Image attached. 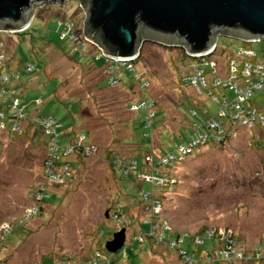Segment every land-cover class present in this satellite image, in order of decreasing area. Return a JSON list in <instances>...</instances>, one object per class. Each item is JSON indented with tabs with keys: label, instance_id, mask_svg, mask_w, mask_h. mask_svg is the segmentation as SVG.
<instances>
[{
	"label": "rangeland",
	"instance_id": "374dc122",
	"mask_svg": "<svg viewBox=\"0 0 264 264\" xmlns=\"http://www.w3.org/2000/svg\"><path fill=\"white\" fill-rule=\"evenodd\" d=\"M84 18L80 0H58L34 6L30 29V24L12 32L0 29V80L4 72L20 75L11 86L3 80L0 86L19 90L28 117L51 116L62 122L59 146L82 132L86 134L83 147L97 146L95 155L82 161L69 157L72 168L67 178L54 185L44 165L46 142L34 131V124L24 121L21 132L11 133L10 120L0 117V264H89L98 258L103 264H183L161 239L156 244L149 239L144 244L134 242L150 224L156 236L162 225L172 234L183 235L178 248L187 254L191 262L187 264H203L198 251L215 247L217 239L204 238L205 231H217L220 237L230 232L247 250L258 245L264 237V150L253 146L252 134L256 132L255 140L264 139V127L239 129L230 146L195 149L187 162L156 165L171 182L153 186L143 179L150 173L143 169L144 154L153 150L156 157L166 156L191 135L201 116L208 119L217 111L212 99L197 96L193 88L179 83V77L208 57L195 59L182 47L163 46L140 35L145 41L135 66L148 80L145 93L139 87L138 91L128 72L121 73L118 86L108 88L106 80L101 81L106 76L104 59H91L96 51L89 44L79 58L78 45L62 37L59 20L69 22L73 33L81 36ZM27 28L24 35L16 34ZM216 37L209 56L218 63L221 78L231 54L243 47L264 48V44L245 46L226 32ZM27 64L41 70L26 73ZM97 83L107 89L97 88ZM141 100L154 104L150 129L143 127V110L128 111V103ZM107 153L126 160L134 157L136 174L122 179L117 166L109 167ZM157 161L153 158V163ZM40 187L49 194L40 205L42 212L33 215L37 203L32 198ZM118 207L122 215L114 221ZM29 214L33 216L25 219ZM121 229H125V257L117 255L119 250L109 254L105 247ZM155 235L152 239H157ZM197 238L200 244L195 243Z\"/></svg>",
	"mask_w": 264,
	"mask_h": 264
},
{
	"label": "built area",
	"instance_id": "2783aa9c",
	"mask_svg": "<svg viewBox=\"0 0 264 264\" xmlns=\"http://www.w3.org/2000/svg\"><path fill=\"white\" fill-rule=\"evenodd\" d=\"M62 22V21H61ZM63 26L64 32L62 37L68 36L70 41L74 45H78L79 56L82 55V49L86 44H89L96 51L94 56L97 60L104 59L105 68L109 75L110 86L114 87L118 83V76L115 75V72L121 68L126 71L133 73L136 79L139 78L135 66L132 64L134 61H118L113 58H110L103 54L102 50L99 49L92 42L88 41L83 32L80 35L73 33L72 26L69 22L63 21L60 23ZM217 39V38H216ZM242 43H246L248 46L254 44H248L247 39H238ZM217 40L215 41L214 46L209 50V52L204 55H197L194 58L201 59L206 56L208 61L201 60L199 65L194 71L188 74H183L181 76V81L184 87L193 88L197 96H202L207 99H212V102L217 106V112L210 118H202L201 122L196 128L193 129V132L187 139L182 141L174 151L167 154L166 156L160 157L156 163L157 166H167L168 164L182 163L188 155L200 147L207 146L209 144H218L225 142L227 139H234L238 136V130L245 128L248 131L255 130L257 128L264 127V48L260 51H256L250 48H240L237 53L231 54L227 62V67L225 69V78H221L219 75V65L217 62L210 59L211 51L216 47ZM260 45V44H258ZM183 48V47H182ZM185 50V49H184ZM186 52V50H185ZM195 66V65H194ZM193 66V67H194ZM205 67L209 69L206 72ZM37 70L33 64H27L25 72H33ZM4 79L0 80V83L3 81H10V84L14 80H18V75L12 74H2L1 76ZM148 83H142L139 87L141 91L147 88ZM15 89H5L1 87L0 89V98L5 96H10V109L12 111V116L17 122L12 124L11 130L14 132H21L20 119L22 118L21 111L22 107L18 98H16ZM229 92V93H228ZM231 93V96L229 94ZM254 93H258L259 96L255 97ZM4 101V100H2ZM263 104V105H262ZM139 109H145L147 111L146 116V126L152 124V118L154 115V104L148 101H143L139 106L133 105L130 108V111H137ZM205 114V111L203 110ZM192 115H196V111H192ZM0 117L3 118V113L0 111ZM34 122H39V125L43 129L44 133L49 137L50 148L47 151V162L45 164V170L48 180L54 184H62L68 176V170L70 165L68 163L61 165L60 168H52V158H59L57 152L59 151V134L58 130L61 128V124L53 120L51 117H44L42 119L33 118ZM84 134H79L77 143L71 144L66 148H62V157L65 159L69 155H72L75 152L82 154L85 157L93 156L97 152L95 146L90 145L89 147H83L82 143L84 141ZM115 166L118 167L119 172L122 174V177L129 176L137 168L135 160L127 161L124 159H116ZM146 165H151L152 159L150 157L146 158ZM66 162V161H63ZM155 165V166H156ZM151 171L150 173L143 176V179L150 181L153 186L161 187L166 186L167 183L170 184L171 180L167 177V173H162L158 167ZM33 199L36 203H42L46 194L44 189L40 187L36 193L33 195ZM159 206V204H158ZM112 219L118 221L121 218V208L118 207ZM31 211V209H30ZM33 215H36L37 208H33L31 211ZM25 216V219L31 218L33 216ZM123 222V221H122ZM166 226L162 225L161 232L159 233L162 237V233L167 230ZM213 232L205 231V237H212ZM155 235L153 229L149 233V236ZM219 235V234H218ZM156 236V235H155ZM183 235L178 236L175 240H170L167 242V246L176 251L179 256H182L184 261H188V257L185 255L183 249H179L180 238ZM220 236V235H219ZM223 240L226 243V251L223 253L228 259H238L241 260L244 257L242 251V242L235 243L231 238V233L227 232L222 233ZM152 237V236H151ZM135 241L142 242V238H139ZM161 241V240H159ZM197 241V242H196ZM195 241L196 244L202 242L201 238H197ZM233 245H231V244ZM262 247L264 248V237L260 241ZM125 248H123L124 250ZM97 262L91 261L89 264H100L101 260L96 259ZM103 264V263H101ZM107 264V262L105 263Z\"/></svg>",
	"mask_w": 264,
	"mask_h": 264
},
{
	"label": "water",
	"instance_id": "95a60500",
	"mask_svg": "<svg viewBox=\"0 0 264 264\" xmlns=\"http://www.w3.org/2000/svg\"><path fill=\"white\" fill-rule=\"evenodd\" d=\"M51 1L58 0H0V29L22 30L31 23L34 6ZM80 1L85 38L118 61L136 60L145 40L184 47L193 58L209 52L218 33L264 44V0ZM124 239L125 229L115 232L106 251L115 254Z\"/></svg>",
	"mask_w": 264,
	"mask_h": 264
},
{
	"label": "trees",
	"instance_id": "16d2710c",
	"mask_svg": "<svg viewBox=\"0 0 264 264\" xmlns=\"http://www.w3.org/2000/svg\"><path fill=\"white\" fill-rule=\"evenodd\" d=\"M33 22V21H32ZM32 22L30 23V26L28 27L29 29H30V27H31V24H32ZM59 25H61L60 23H62L61 22V20H59ZM28 28L25 30V31H23L22 33H16L17 35H24V33L28 30ZM218 40V39H217ZM245 46H248L246 43H243ZM76 48H77V46H76ZM77 50H78V48H77ZM79 54V53H78ZM84 56H86V55H84ZM140 56H141V53L139 52V56H138V58L134 61V62H132V64L135 66V62L137 61V60H139V58H140ZM78 57L79 58H82L83 57V54L81 55V56H79L78 55ZM90 58L92 59H94V60H97L96 58H95V56L94 55H92V56H90ZM195 59H198V58H195ZM74 61L75 62H77V59L75 60L74 59ZM89 67H91V66H89ZM92 68H94V67H92ZM37 72L38 71H40L41 69H40V67H38L37 66ZM94 69H96V68H94ZM135 69H136V66H135ZM97 70H100V69H97ZM104 70V73H105V77H104V79H102L101 81H103V80H106V82H107V85H108V88H112V86H110V83H109V75H108V72H107V70H106V68H105V66H104V68L102 69V71ZM36 71V70H35ZM126 72H128V71H126L125 69H123V68H121L120 70H118L117 72H115V75H117L118 76V83L116 84V85H114V87L115 86H118L120 83H121V73H125L126 74ZM136 72H137V74H138V76H139V78L138 79H136L135 78V76L133 75V73H130V72H128L129 74H131L133 77H134V80L137 82V88L138 87H140L141 86V84L142 83H148V80L146 79V78H144V77H142L141 76V74L137 71V69H136ZM207 72V71H206ZM5 73H7V72H4L3 74H5ZM27 73H31V72H27ZM184 74H188V73H184ZM19 79H20V75H18V80L17 81H19ZM179 83H180V85L182 86L183 85V83H182V81H181V77H179ZM101 81H99V82H101ZM59 84H60V82H59ZM58 84V85H59ZM10 86H11V83H10ZM10 86H7V87H3V88H5V89H12L13 87H11V88H9ZM96 86H97V88H99V89H107V88H101V87H98V83L96 84ZM58 87V86H57ZM0 89H1V86H0ZM14 89V88H13ZM57 89V88H56ZM15 91V94H16V98H18V101L20 102V104H21V106H23L22 107V111H21V115H22V118L20 119V125H22L23 124V122L24 121H27V123H29L30 124V126L32 127V125L34 124V126H33V128H34V131L35 132H37L39 135H40V137L42 138V139H44L45 140V142H46V145L45 146H47V151H49V148H50V144H49V137L44 133V131H43V129L41 128V126L39 125V122H34V121H32L33 120V118H37V119H42V118H44V117H48V116H44V117H39V116H37V115H31V116H27V106H26V104H24L22 101H21V99L19 98V96L17 95L18 93H19V90L18 89H15L14 90ZM138 91H139V88H138ZM55 92H57V91H55ZM140 93L141 94H144L145 93V90H143V91H141L140 90ZM2 100H4V101H2L1 103H0V111L3 113V118H4V120H5V118H6V116H7V119H9L10 120V123H11V127H12V124L14 123V122H17V120L16 119H14L13 118V116H12V111H11V109H10V96H5V97H3V98H1ZM142 101H145V100H141V101H139V102H134V101H132V102H130V103H128V111H130V108L133 106V105H140L141 103H142ZM148 102H149V100H147ZM39 102H41V100H39ZM199 107H201V106H199ZM80 108H81V106H80ZM80 108H79V111H80ZM155 109V108H154ZM139 110H143L144 112H145V116H144V118H143V127L145 128V129H147V128H151L152 126H153V124H154V116H155V113H154V115H153V118H152V124L148 127V126H146V116H147V111L145 110V109H139ZM139 110H137V111H139ZM204 111H205V114H207L208 112H207V110H205V109H203ZM137 111H132V113H134V112H137ZM131 112V111H130ZM217 112V111H216ZM215 112V113H216ZM197 113V112H196ZM214 113V114H215ZM213 114V115H214ZM51 117V116H50ZM202 118H203V116H201ZM2 118V119H3ZM53 120H55V121H57L58 123H60L61 124V127L63 126V124H62V122L61 121H59V120H56V119H54L53 117H51ZM28 127V126H27ZM9 131L11 132V128L9 129ZM11 133H13V132H11ZM252 133V132H251ZM255 133L256 132H254V135L252 134V141L254 142L253 143V146L255 147V148H257V149H260V150H264V139H261V140H255V138H254V136H255ZM58 134H59V132H58ZM79 134H84V141H85V139H86V134L84 133V132H82V133H79ZM79 134H76L75 135V138L74 139H70L67 143V145H64V146H59L60 148H59V151L57 152V154H55V155H57L59 158H52V164H53V166H52V168H60V166L61 165H64V164H66V163H68L69 165H70V167L72 168V162H71V160H70V158L71 157H75V159H76V162L78 161H82L81 159H85V156H83L82 154H79L78 152H75V153H73L72 155H69L68 157H66L65 159L62 157V148H66V147H68V146H70L71 145V143L72 144H76L77 143V140H78V137H79ZM239 135V134H238ZM188 138V137H187ZM186 138V139H187ZM59 140H61V138H58ZM185 140V139H184ZM183 140V141H184ZM231 140L232 139H227V140H225V142H222V143H218V144H209V145H207V146H204V147H200L201 149H204V148H208V147H210L211 148V146H220V147H226V146H230V144L232 143L231 142ZM84 141H83V143H82V146H83V144H84ZM231 142V143H230ZM58 145H59V143H58ZM90 145H92V146H95L96 148H97V146L95 145V144H93V143H91ZM89 145V146H90ZM198 149V148H197ZM156 150V149H155ZM157 151V150H156ZM195 151V150H194ZM194 151L192 152V154H190V155H188V157H186V159L184 160L185 162H187L188 161V159H189V156H192L193 155V153H194ZM145 156H144V158H143V163L142 164H144V163H146V158L147 157H150L151 159H152V162H151V165L152 166H150V165H144L143 166V169H144V172L146 171H149V172H151V171H155L154 169H157L156 168V163H153V158H156V159H159L160 157H161V154L159 155V157H156V156H154V152H153V150L150 152H146L145 154H144ZM70 157V158H69ZM77 158H78V160H77ZM106 158L108 159V162H109V167L110 168H112V166L113 167H116L115 166V163H116V159H118V158H120L119 157V154H116V153H107L106 154ZM121 158H123V157H121ZM120 158V159H121ZM124 159V158H123ZM47 160H48V158L47 159H45V162H44V165L46 164V162H47ZM124 160H126V159H124ZM132 160H135L136 161V164H137V168H138V161L134 158V157H129V159H127V161H132ZM63 161H66V162H63ZM171 164H174V163H171ZM137 168H136V170L134 171V172H132L131 174H133V173H135L136 174V172H137ZM168 168V167H167ZM121 174V173H120ZM130 174V175H131ZM129 175V176H130ZM121 178L123 179V178H126V177H122V174H121ZM51 183V182H50ZM44 193L46 194V198H48V194H49V192L47 191V190H44ZM34 198V197H33ZM32 198V199H33ZM46 198H44V200L46 199ZM44 200H43V202H44ZM42 202V203H43ZM42 203H37V206H36V208H37V213L38 212H42V208L40 207V205L42 204ZM36 213V214H37ZM25 224V223H24ZM152 231V225L150 224V229L147 231V232H145L144 230L143 231H141V232H139L138 233V235H140V237L141 236H146V237H144V239H143V241L142 242H139V241H134L135 243H138V244H144V242L147 240V239H149L150 240V243L151 244H156V242L158 241V237L159 236H156L157 237V239H152V237L151 236H149V233ZM218 233H217V231H216V234L213 232L212 233V237H205V238H211V239H217V242H216V244H214L215 245V247H213L210 251H204V252H200V251H198V256H197V258L200 256L201 258H202V260H201V262L203 263V264H236V263H239V264H264V248L262 247V245H261V243L259 242L258 243V245H256L255 247H253V248H250V249H248L247 250V247H245L244 246V244H243V246H242V251H243V253H244V257H243V259H241V260H238V259H228L226 256H224L223 255V253L226 251V248H227V246H226V243H225V240H223L219 235H217ZM233 235V234H232ZM231 235V238L233 239V241H235V243H240V242H242V240H240V239H238V238H235L234 236H232ZM180 236V235H179ZM178 237V234L177 233H174V234H172L171 232H168L167 230L166 231H164L163 233H162V237L160 238L161 239V243L163 244V243H165V246L166 247H168L166 244H167V242L168 241H170V240H175L176 238ZM235 238V239H234ZM131 244H133V243H131ZM123 248H125L124 250H123ZM122 248V250H119V252H118V254L117 255H119V256H121V254L123 255V253L124 254H126V249H127V247L124 245V247ZM168 249L169 250H172V249H170L169 247H168ZM100 251V250H99ZM122 251V252H121ZM174 251V250H173ZM184 251V250H183ZM206 252V253H205ZM177 253V252H176ZM184 253H185V251H184ZM106 254H108V253H106ZM185 255L187 256V254L185 253ZM179 256V255H178ZM123 257H125V255H123ZM180 258H182V256H179ZM194 255H193V259L195 260V259H197ZM181 262H183V264H187V263H191L189 260L188 261H184L183 259H181ZM193 262V261H192Z\"/></svg>",
	"mask_w": 264,
	"mask_h": 264
},
{
	"label": "clouds",
	"instance_id": "9594fccd",
	"mask_svg": "<svg viewBox=\"0 0 264 264\" xmlns=\"http://www.w3.org/2000/svg\"><path fill=\"white\" fill-rule=\"evenodd\" d=\"M124 245H125V242H124ZM124 247V246H123ZM110 254V253H109Z\"/></svg>",
	"mask_w": 264,
	"mask_h": 264
},
{
	"label": "bare ground",
	"instance_id": "6f19581e",
	"mask_svg": "<svg viewBox=\"0 0 264 264\" xmlns=\"http://www.w3.org/2000/svg\"><path fill=\"white\" fill-rule=\"evenodd\" d=\"M184 48V47H183ZM185 49V48H184Z\"/></svg>",
	"mask_w": 264,
	"mask_h": 264
},
{
	"label": "crops",
	"instance_id": "0c3cea01",
	"mask_svg": "<svg viewBox=\"0 0 264 264\" xmlns=\"http://www.w3.org/2000/svg\"><path fill=\"white\" fill-rule=\"evenodd\" d=\"M159 153V152H158Z\"/></svg>",
	"mask_w": 264,
	"mask_h": 264
}]
</instances>
